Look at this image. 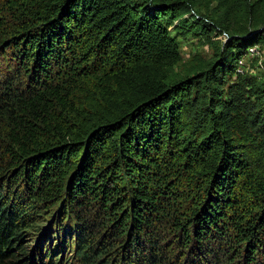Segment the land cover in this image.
<instances>
[{
    "label": "trees",
    "instance_id": "trees-1",
    "mask_svg": "<svg viewBox=\"0 0 264 264\" xmlns=\"http://www.w3.org/2000/svg\"><path fill=\"white\" fill-rule=\"evenodd\" d=\"M197 1L0 0V264H264L263 13Z\"/></svg>",
    "mask_w": 264,
    "mask_h": 264
},
{
    "label": "rangeland",
    "instance_id": "rangeland-1",
    "mask_svg": "<svg viewBox=\"0 0 264 264\" xmlns=\"http://www.w3.org/2000/svg\"><path fill=\"white\" fill-rule=\"evenodd\" d=\"M251 5L260 12L264 14V0H251ZM197 6L194 10L188 14L182 16L180 20L186 19V21L195 22L193 18L194 14H197L198 18H205L208 21L210 19H216L217 16H222L226 10L224 6L218 2V0H198ZM260 14L257 17L256 28L264 30V15ZM176 25H179L180 21H174ZM212 23V21L210 20ZM196 25V23L194 24ZM174 27H171L170 30L172 34ZM208 31H210L208 29ZM210 38L207 36L197 34L196 32H189L188 34L179 33L177 34V41L181 51L182 60L174 69L175 77H183L195 71L204 69L213 59L214 55L217 52V42H223L225 38V33H214L209 32ZM251 49V48H250ZM249 49V51H250ZM5 59L0 58V70L6 67ZM241 71L246 72L247 74L261 79L264 81V43L258 45L257 51L251 55H247L241 67ZM3 72H0V78L2 77ZM234 80V79H232ZM260 178L264 179V167L258 168ZM172 238H170L171 240ZM111 241V239H106L102 246H105ZM113 260L119 261L117 255H113ZM76 264V263H75ZM80 264V263H78Z\"/></svg>",
    "mask_w": 264,
    "mask_h": 264
},
{
    "label": "built area",
    "instance_id": "built-area-1",
    "mask_svg": "<svg viewBox=\"0 0 264 264\" xmlns=\"http://www.w3.org/2000/svg\"><path fill=\"white\" fill-rule=\"evenodd\" d=\"M257 51V46L250 49L249 54L253 55Z\"/></svg>",
    "mask_w": 264,
    "mask_h": 264
}]
</instances>
